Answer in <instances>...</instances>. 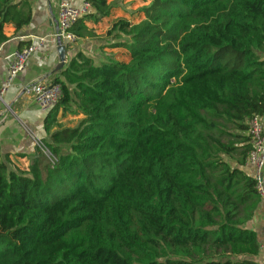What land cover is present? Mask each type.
Listing matches in <instances>:
<instances>
[{
	"label": "trees",
	"instance_id": "1",
	"mask_svg": "<svg viewBox=\"0 0 264 264\" xmlns=\"http://www.w3.org/2000/svg\"><path fill=\"white\" fill-rule=\"evenodd\" d=\"M86 1L80 39L119 11ZM136 1L103 60L79 51L55 81L52 156L0 160V264H264L243 225L261 197L245 166L264 117V0ZM33 17L34 0H0V47Z\"/></svg>",
	"mask_w": 264,
	"mask_h": 264
},
{
	"label": "crops",
	"instance_id": "2",
	"mask_svg": "<svg viewBox=\"0 0 264 264\" xmlns=\"http://www.w3.org/2000/svg\"><path fill=\"white\" fill-rule=\"evenodd\" d=\"M62 0H34V17L32 23L24 28L17 36L11 38L0 47V160L11 165L27 166L30 156L37 148V140L47 138L44 130V120L47 111L39 105L33 94L24 91V88L38 80L55 82L63 80L64 69L70 58L77 52L83 51L97 61L105 58L100 42L93 41L97 34L91 37L79 38L73 44H63L67 53V61L59 68L60 60L57 52L58 40L53 33L58 29L59 4ZM84 0H75L81 4ZM93 27V24H89ZM96 33L101 24L95 25ZM105 31L108 24H104ZM99 34V33H98ZM43 38V49L34 53L26 69L19 73L11 82L8 80V62L13 53L27 44L21 42H37ZM91 42L94 44L91 45ZM93 47L97 53H94ZM107 50V49H106ZM109 51V50H107ZM97 58V59H96ZM9 155V156H8ZM22 166V167H24ZM245 169L253 175L254 169L246 165ZM244 227L257 233L260 244V253L255 257L258 262L264 263V200L260 197L255 203L252 214L245 220Z\"/></svg>",
	"mask_w": 264,
	"mask_h": 264
},
{
	"label": "built area",
	"instance_id": "3",
	"mask_svg": "<svg viewBox=\"0 0 264 264\" xmlns=\"http://www.w3.org/2000/svg\"><path fill=\"white\" fill-rule=\"evenodd\" d=\"M91 9V3L86 0L82 1L81 4H76L75 0H62L59 4L58 29L52 34L53 37L57 40L60 39L63 44L76 42L79 37L71 29L76 21L89 13ZM43 42V38H40L37 42L26 45L13 53L8 62V85L26 69L30 57L43 49ZM24 91L33 94L41 108L48 111L57 104L62 93V87L58 82L38 80L27 85ZM250 133L253 147L248 156L247 165H251L254 169L252 176L256 180L258 192L264 200V117L255 116L251 119ZM37 145L46 155L52 156L42 139L37 140Z\"/></svg>",
	"mask_w": 264,
	"mask_h": 264
},
{
	"label": "rangeland",
	"instance_id": "4",
	"mask_svg": "<svg viewBox=\"0 0 264 264\" xmlns=\"http://www.w3.org/2000/svg\"><path fill=\"white\" fill-rule=\"evenodd\" d=\"M112 2L114 4H116L117 6H119V11L118 12H115V15L113 17H111L112 19H110V21H108V22L105 23V24H108L110 26L112 24L113 18H115L117 16H120V15L121 16H126V17L128 16L129 17L130 14H131V11L136 10L142 4L139 1L137 2L136 0H112ZM100 24H101L102 27H98L97 28V32L99 34L96 33L97 34V38H95L93 41L95 42V40H96L97 42H100V45H103L106 42L114 41V38L113 37L111 38V37L107 36V32L105 31V27H103L104 26V23H100ZM109 27H107V29ZM92 44H94V43L91 42V45ZM91 49L94 50V53H97L93 47H91ZM80 117L81 116H75L73 114H69L68 113L62 119L63 125H70V126L75 125L78 122V120H79ZM22 166H24V165L22 164Z\"/></svg>",
	"mask_w": 264,
	"mask_h": 264
},
{
	"label": "water",
	"instance_id": "5",
	"mask_svg": "<svg viewBox=\"0 0 264 264\" xmlns=\"http://www.w3.org/2000/svg\"><path fill=\"white\" fill-rule=\"evenodd\" d=\"M58 42H59V46L57 48V52H58V56L60 60V64L58 67L62 68L65 62L67 61V53H66L65 46L62 44L60 39L58 40Z\"/></svg>",
	"mask_w": 264,
	"mask_h": 264
}]
</instances>
